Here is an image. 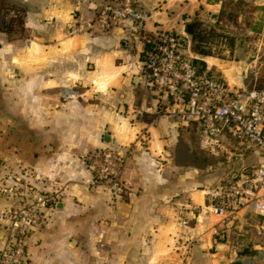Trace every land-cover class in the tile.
<instances>
[{"label":"crops","instance_id":"obj_1","mask_svg":"<svg viewBox=\"0 0 264 264\" xmlns=\"http://www.w3.org/2000/svg\"><path fill=\"white\" fill-rule=\"evenodd\" d=\"M106 1L0 0V188L27 174L37 191L59 198L30 233L29 264H263L257 245L252 256L237 254V236L250 228L264 236L253 209L225 225L206 212L221 176L197 164V126L145 94L139 73L145 36L168 30L185 39L192 59L244 87L220 61L190 51L185 24L213 22L223 2L264 10V0H136L145 34L129 23L102 31L97 15ZM105 147L127 152L121 199L90 186V159ZM8 209L0 195V250Z\"/></svg>","mask_w":264,"mask_h":264},{"label":"built area","instance_id":"obj_2","mask_svg":"<svg viewBox=\"0 0 264 264\" xmlns=\"http://www.w3.org/2000/svg\"><path fill=\"white\" fill-rule=\"evenodd\" d=\"M79 7L85 0H68ZM146 15L136 0H107L97 15L102 31L125 23L133 33L145 34ZM75 30L70 29L68 35ZM147 49L141 63L139 81L142 91L161 106H172L182 120L197 126L201 148L210 154L221 149L223 139L239 140L256 148L263 162L251 173L241 174L237 181L221 186L210 194L206 207L217 224L225 225L247 207L259 222L264 235V89L236 88L201 68L185 52V39L168 30H156L145 36ZM142 138V134L140 135ZM127 152L102 148L92 155L88 169L90 186H107L115 199L126 194L121 175ZM23 174L0 188L9 203L1 217L4 221L0 264H29L30 233L46 222L47 212L55 208L56 192H39Z\"/></svg>","mask_w":264,"mask_h":264},{"label":"rangeland","instance_id":"obj_3","mask_svg":"<svg viewBox=\"0 0 264 264\" xmlns=\"http://www.w3.org/2000/svg\"><path fill=\"white\" fill-rule=\"evenodd\" d=\"M229 11L238 13L239 19L236 22L223 20L216 24V19L212 22V19L207 16L205 23L202 24L201 37L204 38V41L200 46L213 59L220 61V65H223V68L228 70L232 77H237L238 82L242 81L245 88H249L250 84L253 85L252 87H264V10L263 8L253 10L250 5H244L239 10ZM242 67L244 69L240 73ZM216 71L217 68H211L212 75L226 83L224 74ZM237 142H232L225 137L221 149H218L215 154H210L205 150L201 151L202 158L197 160L200 161L197 164L200 163L205 167V170L210 172L208 174L221 176L216 188L235 182L241 174L251 173L253 169L257 168L254 161L258 156L256 148L250 147L245 142H240V144ZM197 147L195 146V148ZM193 155L195 156V150L191 148V155L187 156L191 166L196 162L194 160L196 157ZM247 157L250 160L246 166L241 161ZM233 168L236 170L233 171ZM250 229L246 231H249L251 245L263 248L257 249L256 252L258 256L263 253L264 264V236L263 238L258 237L255 234L256 231Z\"/></svg>","mask_w":264,"mask_h":264},{"label":"trees","instance_id":"obj_4","mask_svg":"<svg viewBox=\"0 0 264 264\" xmlns=\"http://www.w3.org/2000/svg\"><path fill=\"white\" fill-rule=\"evenodd\" d=\"M246 6V4H244L241 1H228V2H223L221 9L218 13V15L216 16V24L222 22L223 20H232L234 22H236L239 19V15L237 12L235 13H231L229 10H239V8L241 6ZM251 8L253 10H256L257 7L251 6ZM259 9V8H258ZM245 12V11H243ZM15 20H18V18H16ZM202 24L201 22L194 20L193 22L187 23L185 24V33L186 35L189 37V42H190V51L200 57H209L211 56L210 54L206 53L203 48L200 46V44L204 41V38L201 37L202 35ZM147 48V45H146ZM193 63L195 65H199L201 66V68H204V66L202 65V63L196 59L193 60ZM252 84H250L248 89H251ZM256 89H264V87L261 88H257L254 87ZM235 241L237 243V254L240 257L243 256H252L253 255V250H252V245L251 242L248 238V236L246 235H239L235 238Z\"/></svg>","mask_w":264,"mask_h":264},{"label":"water","instance_id":"obj_5","mask_svg":"<svg viewBox=\"0 0 264 264\" xmlns=\"http://www.w3.org/2000/svg\"><path fill=\"white\" fill-rule=\"evenodd\" d=\"M104 141H105L106 144L109 143V136L108 135L105 136ZM218 250H219V248L215 247L214 250H212V253L215 252V251H218Z\"/></svg>","mask_w":264,"mask_h":264}]
</instances>
